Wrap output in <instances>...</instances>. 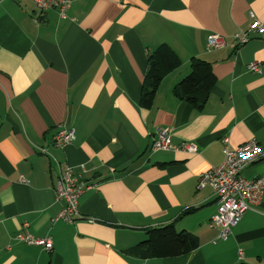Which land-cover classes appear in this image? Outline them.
Listing matches in <instances>:
<instances>
[{
  "label": "crops",
  "instance_id": "obj_1",
  "mask_svg": "<svg viewBox=\"0 0 264 264\" xmlns=\"http://www.w3.org/2000/svg\"><path fill=\"white\" fill-rule=\"evenodd\" d=\"M253 20L264 23V0H70L66 19L56 10L41 15L33 0H0V264H263L264 190L222 240L209 227L215 196L197 188L225 147L251 138L263 155L242 174H264V34L243 45L233 38ZM212 33L226 46L208 48ZM163 43L181 65L144 108L147 59ZM192 58L210 63L216 78L201 111L173 94ZM254 61L259 73L248 69ZM61 128L75 140L57 148ZM162 128L197 152H152ZM66 166L95 184L80 196L73 224L53 220ZM23 223L51 238L52 251L15 241ZM167 224L199 247L169 258L130 252L147 230Z\"/></svg>",
  "mask_w": 264,
  "mask_h": 264
},
{
  "label": "built area",
  "instance_id": "obj_2",
  "mask_svg": "<svg viewBox=\"0 0 264 264\" xmlns=\"http://www.w3.org/2000/svg\"><path fill=\"white\" fill-rule=\"evenodd\" d=\"M33 2L41 15L48 10H56L61 19L67 18L70 0H33ZM253 34H264V23L253 20L247 30L235 33L233 38L238 45H243L248 42ZM225 46L224 36L217 33L207 36L208 48L220 49ZM248 69L259 73V63L257 61L250 63ZM74 140L73 129L61 128L53 138V146L63 148ZM223 142L227 144L228 139L225 138ZM151 151H184L193 154L197 152V147L186 142L174 144L171 129L162 128L158 129L154 136ZM41 152L46 153V150L41 149ZM223 154L224 160L220 165L199 175L197 188L209 186L212 190L216 199L217 210L210 218L209 227L218 228V238L226 240L231 233V228L241 220L243 214L260 203L264 190V174L252 179L245 178L242 174L247 165L254 163L263 155L255 138L249 139L234 149L225 147ZM19 181L26 182L23 177H20ZM93 187L95 184L88 183L79 174H75L71 167L59 168L54 192L55 201L63 202V206L57 217L53 219L54 222L62 221L73 224L82 218L78 209L79 198L84 191ZM13 239L26 245L42 247L47 252H51L53 248L51 238L34 236L29 231L27 223L22 224L21 231ZM239 254L242 255L241 252Z\"/></svg>",
  "mask_w": 264,
  "mask_h": 264
},
{
  "label": "trees",
  "instance_id": "obj_3",
  "mask_svg": "<svg viewBox=\"0 0 264 264\" xmlns=\"http://www.w3.org/2000/svg\"><path fill=\"white\" fill-rule=\"evenodd\" d=\"M180 65L179 56L168 44H160L150 53L141 88L140 105L142 107L150 108L152 106L161 80ZM215 83L216 78L212 72L211 64L192 58L189 73L174 86L173 94L201 111ZM146 233V239L130 249V252L141 258L177 257L189 254L199 247L196 236L186 231H176L173 224L149 229Z\"/></svg>",
  "mask_w": 264,
  "mask_h": 264
}]
</instances>
